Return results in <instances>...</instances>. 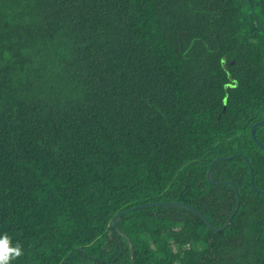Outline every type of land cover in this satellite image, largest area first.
<instances>
[{
  "label": "trees",
  "instance_id": "obj_1",
  "mask_svg": "<svg viewBox=\"0 0 264 264\" xmlns=\"http://www.w3.org/2000/svg\"><path fill=\"white\" fill-rule=\"evenodd\" d=\"M261 119L264 0H0L12 264H264Z\"/></svg>",
  "mask_w": 264,
  "mask_h": 264
},
{
  "label": "water",
  "instance_id": "obj_2",
  "mask_svg": "<svg viewBox=\"0 0 264 264\" xmlns=\"http://www.w3.org/2000/svg\"><path fill=\"white\" fill-rule=\"evenodd\" d=\"M264 124V119H261L259 121H257L256 123H254V125L252 126V135L253 137L255 138V140L262 146L264 147V143L260 142L256 136V133H255V128L259 125H262ZM224 157H218L216 158L213 162H212V165L209 169V172H208V178L212 181V178H211V172H212V167L214 165V163L220 159H222ZM252 182H254V173H252ZM238 199H239V204H240V196L238 194ZM155 204H163V205H175V206H184V207H189L188 204L186 203H182V202H179V201H174V202H145V203H140V204H137V205H134V206H131V207H128V208H125L124 210L122 211H119L117 213V215L115 216L114 220H113V223H114V226L115 228L119 229V219L120 217L124 214V213H127L129 211H132L134 209H138V208H143V207H147V206H151V205H155ZM239 204H238V207H239ZM193 210L197 211L196 209L193 208ZM199 212V211H197ZM200 214H202L201 212H199ZM202 216L206 219V221L208 222L209 226L211 228H215L214 225L207 219V217L205 215L202 214ZM233 215H231L229 217V219L227 220V223H226V226L230 223V220L232 219Z\"/></svg>",
  "mask_w": 264,
  "mask_h": 264
},
{
  "label": "clouds",
  "instance_id": "obj_3",
  "mask_svg": "<svg viewBox=\"0 0 264 264\" xmlns=\"http://www.w3.org/2000/svg\"><path fill=\"white\" fill-rule=\"evenodd\" d=\"M24 249L19 241L13 242L7 233L0 235V264H12L24 256Z\"/></svg>",
  "mask_w": 264,
  "mask_h": 264
},
{
  "label": "rangeland",
  "instance_id": "obj_4",
  "mask_svg": "<svg viewBox=\"0 0 264 264\" xmlns=\"http://www.w3.org/2000/svg\"><path fill=\"white\" fill-rule=\"evenodd\" d=\"M178 239H179L180 241H183V240H184V237H183L181 234H178Z\"/></svg>",
  "mask_w": 264,
  "mask_h": 264
}]
</instances>
